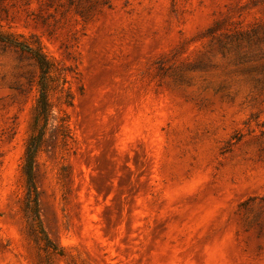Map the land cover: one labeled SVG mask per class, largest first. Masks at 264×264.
<instances>
[{
  "label": "rangeland",
  "instance_id": "rangeland-1",
  "mask_svg": "<svg viewBox=\"0 0 264 264\" xmlns=\"http://www.w3.org/2000/svg\"><path fill=\"white\" fill-rule=\"evenodd\" d=\"M0 264H264V0H0Z\"/></svg>",
  "mask_w": 264,
  "mask_h": 264
},
{
  "label": "trees",
  "instance_id": "trees-1",
  "mask_svg": "<svg viewBox=\"0 0 264 264\" xmlns=\"http://www.w3.org/2000/svg\"><path fill=\"white\" fill-rule=\"evenodd\" d=\"M1 39L7 43L20 47L23 50L31 52L37 59L42 70L40 79V96L35 116L34 132L27 143L24 159V171L27 176L26 210L29 213L28 217L31 232L38 242H45L48 247H51V240L45 230L41 218L39 202L40 192L36 180L37 157L42 150L47 127L53 117L52 103L49 99L48 93V75L51 65L49 59L43 52L34 50L24 42L6 36H2Z\"/></svg>",
  "mask_w": 264,
  "mask_h": 264
}]
</instances>
